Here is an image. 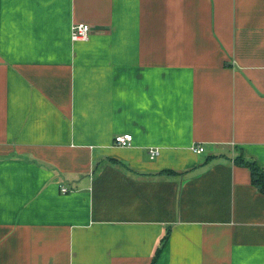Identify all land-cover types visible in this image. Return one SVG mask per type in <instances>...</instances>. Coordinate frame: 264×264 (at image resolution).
<instances>
[{
	"label": "crops",
	"instance_id": "0c3cea01",
	"mask_svg": "<svg viewBox=\"0 0 264 264\" xmlns=\"http://www.w3.org/2000/svg\"><path fill=\"white\" fill-rule=\"evenodd\" d=\"M240 154L264 168V0H0V264H264Z\"/></svg>",
	"mask_w": 264,
	"mask_h": 264
},
{
	"label": "built area",
	"instance_id": "2783aa9c",
	"mask_svg": "<svg viewBox=\"0 0 264 264\" xmlns=\"http://www.w3.org/2000/svg\"><path fill=\"white\" fill-rule=\"evenodd\" d=\"M91 35V27L88 24L80 23L72 26V41H88ZM134 143V137L132 134L117 135L115 137V144L120 147H130ZM192 151L196 154H201L205 149L201 146H193ZM150 158L152 160L160 156V150L157 148H152L149 150ZM62 192L64 194L70 192V190L63 188Z\"/></svg>",
	"mask_w": 264,
	"mask_h": 264
},
{
	"label": "trees",
	"instance_id": "16d2710c",
	"mask_svg": "<svg viewBox=\"0 0 264 264\" xmlns=\"http://www.w3.org/2000/svg\"><path fill=\"white\" fill-rule=\"evenodd\" d=\"M234 163L236 166L245 167L250 171L252 185L264 195V168L256 161H248L244 154H240L236 157ZM166 239L167 237L163 239L162 245L154 257V263L159 257L161 248L164 246Z\"/></svg>",
	"mask_w": 264,
	"mask_h": 264
}]
</instances>
